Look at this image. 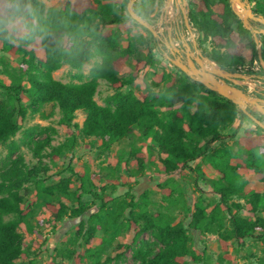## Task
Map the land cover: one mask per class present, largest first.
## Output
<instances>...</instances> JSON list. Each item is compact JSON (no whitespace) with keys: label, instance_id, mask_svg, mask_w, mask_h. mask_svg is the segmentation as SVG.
<instances>
[{"label":"trees","instance_id":"16d2710c","mask_svg":"<svg viewBox=\"0 0 264 264\" xmlns=\"http://www.w3.org/2000/svg\"><path fill=\"white\" fill-rule=\"evenodd\" d=\"M126 3L127 0L123 2L124 7ZM189 3L192 6L188 12L189 22L198 32L200 41L210 39L208 57L212 61L231 72H238L244 64L242 52L245 49L251 50L250 61L257 59V44L251 32L242 26L229 0H189ZM29 4L33 9L26 16L30 20L28 28L32 33L25 35L14 28L12 34L26 40V43H31L37 37L44 59L37 58L32 49H26L21 43L15 45L0 34L1 50L10 55H21L19 70L28 84L25 88L21 83L6 85L0 80V90L7 97L6 100L0 99V143L7 142L19 130L15 114L18 111L21 117L25 115L26 108L21 105L20 95L26 93L36 107L45 103L58 105L60 123L68 129L69 136L65 141L57 147H50L48 155L52 159L64 151H71L78 139L100 138L102 145L108 147L126 137L135 127L143 135L151 136L159 150L166 155L161 161L162 170L170 173L187 168L188 163L197 158L200 140H220V127L225 128L237 116L244 115L235 104L188 76L173 83L163 72L150 82L144 81L146 92L143 94L122 92L145 66H153L154 61L152 57L139 58L132 76L128 79L119 77L128 58L137 49L133 43L119 49L117 31H103L107 24L122 23L116 5L104 4L102 0H67L60 8H55L45 7L41 0H0V30L5 29L9 16L23 13ZM252 9L264 15V6L258 0H254ZM109 15L112 18L108 20ZM128 21L134 20L128 16ZM255 25L261 27L258 23ZM60 34L78 39V43L69 41L63 46L58 45L56 37ZM258 37L264 61V35ZM93 58L99 61L90 68L91 79L86 82L62 83L51 76L64 63L79 69L85 61ZM259 73L264 74V69L261 68ZM97 79L106 81L114 90L108 97L114 108L98 105L94 100ZM197 88H203L217 98L210 102L197 100ZM194 101H197V105L192 112L190 106ZM177 104L179 107H175ZM78 110L86 113L81 125L74 122ZM256 127L263 130L257 124ZM26 134L28 144H32L34 129L26 131ZM49 142V139H45L34 143L32 151L37 158H40L41 150L50 145ZM244 145L247 164L263 174L262 190H244L245 181L238 174L237 165L232 163L233 150L221 143L208 160L212 170L218 174L212 179V187L219 195V201L210 211L202 201L195 203L193 210L187 207L185 212L189 222L185 227L181 221L173 223L165 213L148 211L146 192L139 199L130 192L112 197L105 193V187H97L86 175L79 176V185L75 189L71 188L69 177L45 184L42 176L47 167L42 166L41 162L40 165H32L20 154L12 158L19 146L10 141V159L0 171V264H15L18 259L37 254L35 249L26 246L20 231L21 225H24L28 233L41 234L32 224L37 209L47 211L52 218L53 229L64 218L80 217L97 202V210L87 220L80 221L76 238L87 244L101 230L109 235L103 241H112L121 233L131 230L133 242H136L150 232L154 241L143 242L134 250L133 257L139 264H188L189 260L193 263L203 262L204 256L193 248L189 230L215 234L223 244L231 239L239 242L255 234L264 243V218L258 215L264 209V137L247 132ZM27 183L34 185L37 201L25 203L20 191ZM84 195L91 197V201L84 200ZM234 197L245 199L244 202L250 205V216L240 215L244 205L234 201ZM121 247L127 248L128 245ZM111 261L112 258L107 256L102 264H111Z\"/></svg>","mask_w":264,"mask_h":264},{"label":"rangeland","instance_id":"374dc122","mask_svg":"<svg viewBox=\"0 0 264 264\" xmlns=\"http://www.w3.org/2000/svg\"><path fill=\"white\" fill-rule=\"evenodd\" d=\"M41 1L45 7L60 8L67 0ZM124 1L102 0L104 4L116 5L117 13L122 21L120 25H105L103 31L106 29L117 31L119 49L126 48L129 43H133L137 49L130 55L126 66L118 75L126 79L132 76L139 58L148 59L152 57L154 64L153 66H145L138 77L121 91H132L135 95L143 94L146 92L144 81L150 82L152 78L163 72L168 74L173 83L185 79L187 75L165 58L163 40L153 37L146 28L134 19L135 22L128 21L129 14L126 6H123ZM258 1L264 6V0ZM249 2L253 8L254 0H249ZM166 5V0H135L133 9L137 14L140 13L143 17L138 15L150 24L157 33L165 36L163 29L168 22L165 21V16L170 20L174 16L175 10L177 11V6L173 0L167 10ZM184 6L185 12L188 14L189 10L192 9L189 0H185ZM235 8L241 10L237 3H235ZM32 9L33 6L29 4L23 13L9 16L5 29L0 30V34L15 45L21 43L26 49H32L37 58L44 59V52L37 37L31 43H26V40L16 38L12 34L14 28H18L25 35L32 33L28 28L30 20L26 16ZM161 17L165 22L160 21ZM111 18V15L107 16L108 20ZM32 23L35 22L32 21ZM253 26L259 28L255 23H253ZM164 36L163 39H165ZM171 38H173V35L170 40ZM69 41L78 43V39L63 34L56 37L58 45L63 46ZM198 45L202 55L208 57L211 49L210 39L203 42L198 38ZM246 51L250 52V57H245ZM242 56L244 59L243 65L251 62L250 49H245ZM0 59H2V62H0V80L4 84L21 83L25 88L28 87L26 77L19 70L21 55H10L2 51L0 45ZM97 61H99L98 58L85 61L79 69L64 63L59 69L53 71L51 76L62 83L86 82L91 79L89 70ZM259 75L264 78V74L259 73ZM238 83L244 89L239 81ZM162 86L163 84L160 85V87ZM113 92L114 90L106 81L97 79L94 100L98 105L114 108V104L108 100ZM250 96L254 98L261 96V94ZM20 97L21 105L26 108V112L23 117L18 114V111L16 112L15 117L19 130L7 142L0 143V171L9 162L8 145L10 141H14L19 149L11 157L20 154L32 165H40L39 162H41L42 166L47 167L42 176L45 184L69 177L72 182L71 188L75 189L79 185V176L86 175L97 187H105V193L112 197L130 192L136 199H139L140 195L146 192L149 199L148 211L165 213L173 220V223L181 221L187 227L189 222V217L185 212L187 207L193 210L194 204L202 201L207 211H210L219 201V195L214 192L212 187V179L218 177V174L212 170L208 160L209 155L219 148L222 143L233 150L232 163L237 165V172L245 181L244 190L251 192L262 190L261 177L263 174L247 164L244 138L247 132L264 137V129H258L256 124L245 115L237 116L235 121L225 128L220 127L219 130L222 135L220 140H200L198 142L199 155L194 161L188 163L187 168L165 173L162 170L161 161L166 155L159 150L151 136L143 135L141 130L135 127L130 130L126 137L110 144L108 147L102 145L100 138L78 139L71 151H64V153L52 159L48 155L50 147L59 146L69 136L67 127L60 123L61 112L58 105L45 103L40 107H36L31 104L26 93H22ZM216 98L215 95L207 93L203 88H197L196 90L197 100L210 102ZM0 99H7L2 90H0ZM196 105L197 101H194L190 106V111L193 112ZM15 106L18 108L16 102ZM175 107H179V104ZM248 110L264 123L263 115L252 108ZM85 116L84 111H76L74 122L81 125ZM30 129H34L32 144H28L29 138L26 134V131ZM45 139L50 140V145L43 148L40 158H37L32 151L34 143L37 141L42 142ZM20 193L23 194L25 203L37 201L35 187L32 183L25 184V188ZM83 199L91 201V197L87 195H84ZM233 200L244 205L239 212L240 215L250 216V205L244 202L245 199L234 197ZM97 208L98 202L80 217L62 219L56 223L53 229V221L47 211L44 208L37 209L36 219L32 221V224L41 234L28 233L24 225L20 227L24 243L30 249H35L37 254L18 259L15 264H102L107 256L112 258L111 264H139L133 257L134 250L143 242L154 241L150 232H146L136 242H133V232L131 230L121 233L112 241H103L109 235L101 230L97 231L94 238L87 244L76 238L80 221L87 220L88 216L95 212ZM258 215L264 218V209ZM189 233L193 238L194 250L204 256V261L193 263L189 260L188 264H264V243L258 234L246 237L239 242L231 239L223 244L219 241L217 235L212 233H201L198 230H189ZM123 244L128 245V247L122 248L121 245Z\"/></svg>","mask_w":264,"mask_h":264},{"label":"water","instance_id":"95a60500","mask_svg":"<svg viewBox=\"0 0 264 264\" xmlns=\"http://www.w3.org/2000/svg\"><path fill=\"white\" fill-rule=\"evenodd\" d=\"M135 0H129L126 5L129 16L134 19L141 26L146 28L153 37L159 40L163 39V34L157 33L155 29L148 24L143 18H141L133 9ZM231 8L235 15L242 21V25L245 29L251 31L253 41L257 44V57L264 68V61L261 56L260 42L258 35H264V15L253 12L252 6L249 0H229ZM177 6V10H181L183 13L184 23L189 29V34L192 36V49L188 43L183 42L186 48V59L183 61L181 57V51L178 48H173L169 38L171 32H168V40L165 41V45L169 48L172 56L165 55L168 61H170L181 72L186 74L190 79L199 82L202 86L210 91L217 93L218 95L226 98L236 106H238L243 114L250 118L255 124L264 129V123L254 116L248 109L252 108L255 111L264 114V99L259 97H251L247 91L241 88L238 80L244 78L245 75L238 72H231L210 58L202 55L196 39L193 37L192 29L188 21V14L185 12V0H173ZM166 10L169 7L171 1L166 0ZM235 3L239 5L241 10L235 8ZM253 23L261 25L259 28H255ZM179 54L175 56V54Z\"/></svg>","mask_w":264,"mask_h":264},{"label":"built area","instance_id":"2783aa9c","mask_svg":"<svg viewBox=\"0 0 264 264\" xmlns=\"http://www.w3.org/2000/svg\"><path fill=\"white\" fill-rule=\"evenodd\" d=\"M160 21L162 22V19H160ZM194 35H199L195 29ZM261 68L264 69L258 58L254 59L247 65H242L239 67L238 73L245 75V77L240 78L238 81L249 95L264 93V78L259 75Z\"/></svg>","mask_w":264,"mask_h":264},{"label":"flooded vegetation","instance_id":"af4514ba","mask_svg":"<svg viewBox=\"0 0 264 264\" xmlns=\"http://www.w3.org/2000/svg\"><path fill=\"white\" fill-rule=\"evenodd\" d=\"M180 13H182V11L181 10H178ZM183 14V13H182ZM160 19H162V22H165V21H168L169 19H167V16H165V21H164V19L161 17ZM188 21H189V18H188ZM174 24H175V21H174ZM189 24H190V22H189ZM172 26H171V36L170 37H172V35H173V37H174V39L176 40V41H178V44H177V46H175L174 45V43L170 40V38H169V41L171 42V45H172V47L173 48H178L180 51H181V57L183 58V61H185V59H186V55H185V51H186V48L184 47V45H183V42H185L184 41V39L186 38V36L187 35H189L190 36V34H189V29L186 27V25H185V23H184V18H182V21L181 22H178V23H176V25H175V28L173 27V24H171ZM190 27H191V29H192V34H193V37L196 39V41H197V43H198V38H199V35L198 36H196V35H194V28L192 27V25L190 24ZM168 32H169V30H166L165 32H164V34H165V36H164V38H165V41L166 40H168ZM181 34H183V35H185V37H181ZM165 41H163V50H165V53H164V56L166 55V54H168L169 56H172V54H171V52H170V50H169V48H167L166 47V43H165ZM192 38H191V43L190 42H185V43H188L190 46H191V49H192ZM198 47H199V45H198ZM162 50V49H161ZM160 50V51H161ZM179 54H175V56H178ZM173 57V56H172ZM166 58V57H165ZM167 59V58H166ZM170 62V61H169ZM258 94H261V96H259V98H264V93H258ZM262 98V99H263ZM260 115H263L264 116V114H262L261 112H258Z\"/></svg>","mask_w":264,"mask_h":264},{"label":"crops","instance_id":"0c3cea01","mask_svg":"<svg viewBox=\"0 0 264 264\" xmlns=\"http://www.w3.org/2000/svg\"><path fill=\"white\" fill-rule=\"evenodd\" d=\"M182 18H183V14L182 13H180L178 10L176 11L175 10V12H174V16L170 19V20H168V22H167V24H166V27L163 29V32H165L166 30H171V24H173V27L175 28V25H176V23H178V22H181L182 21ZM174 21H175V24H174ZM184 35L183 34H181V37H183ZM191 38H192V36L190 35H187L186 36V38L184 39V41L185 42H190L191 43ZM171 41L174 43V45L175 46H177V44H178V41H176L175 39H174V37L173 38H171ZM246 58H247V56H249L250 57V52L249 51H246ZM258 58V57H257ZM250 60V59H249Z\"/></svg>","mask_w":264,"mask_h":264},{"label":"bare ground","instance_id":"6f19581e","mask_svg":"<svg viewBox=\"0 0 264 264\" xmlns=\"http://www.w3.org/2000/svg\"><path fill=\"white\" fill-rule=\"evenodd\" d=\"M169 1H171V3H172V0H169ZM170 5H171V4L169 3V7H170Z\"/></svg>","mask_w":264,"mask_h":264}]
</instances>
